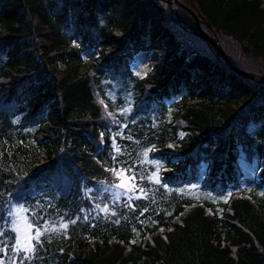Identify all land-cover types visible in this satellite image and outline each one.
Returning a JSON list of instances; mask_svg holds the SVG:
<instances>
[{
    "label": "trees",
    "instance_id": "1",
    "mask_svg": "<svg viewBox=\"0 0 264 264\" xmlns=\"http://www.w3.org/2000/svg\"><path fill=\"white\" fill-rule=\"evenodd\" d=\"M178 1L176 17L163 0H0V221L46 198L47 220L68 224L28 264H264V82L180 25L196 29L194 12L235 67L264 75V0ZM148 50L159 63L133 77ZM122 135L155 165L111 163ZM133 165L141 187L157 169L156 195L114 201L104 190Z\"/></svg>",
    "mask_w": 264,
    "mask_h": 264
},
{
    "label": "rangeland",
    "instance_id": "2",
    "mask_svg": "<svg viewBox=\"0 0 264 264\" xmlns=\"http://www.w3.org/2000/svg\"><path fill=\"white\" fill-rule=\"evenodd\" d=\"M168 21L171 24L172 20L171 17H168ZM87 55L84 54V58H86ZM160 53L157 51H144L139 54L138 57H136V60L134 64L132 65V71L133 74L136 75L137 78L142 79L146 77L155 67L156 64L160 61ZM244 58V57H242ZM129 85L126 86L127 88V100L123 103L120 112L126 115L130 112L132 107V99H131V91L128 89L133 87L132 82H128ZM120 87L118 84L115 86V88ZM112 97H114V100L117 99V89H115L114 93H111ZM171 116V111H167L164 114V117ZM184 136V133L181 134ZM122 140H119L116 144V161L119 163H124V161H130L133 160L137 162L138 166L141 167V170L144 171L145 169L148 170V168H151L150 166L155 165L154 161H152L149 157V149L144 148L143 146L139 147L138 143H136L135 139L132 137H124V135L121 136ZM124 139H129L131 141L124 142ZM136 155V159L134 158ZM111 163H114L113 160L110 161ZM153 173H156L157 175H152ZM151 176V182L148 180L149 184L147 187L143 186L144 192L141 193L139 190H136L137 194L140 196L143 194L145 197H147L150 194L156 195L154 192L157 188V180L158 178V171L157 169H154L150 171L147 174V177ZM126 181V178L121 179L120 182ZM131 186V185H130ZM108 193L109 196L113 198V192L104 190ZM177 191V190H176ZM180 193L188 196H192L195 198H201L202 197V190L198 186H190L179 190ZM179 194V193H178ZM180 195V194H179ZM120 199V198H119ZM50 204V201L46 200V198L38 200L36 203H33L29 206H22L17 207L12 212L11 216L7 217V220L4 219L3 221H0V264H21V257L25 255L23 251H21L16 257L12 256L11 253V246L14 243V240L12 239L15 236V232L12 231V229H19L21 233H26L27 235H34L35 233V227L32 229H28L27 225L29 222H32L34 225L36 224V220L39 219L40 224H44L45 221H47V227H51L52 225H55L57 228L61 223H65L63 221L57 220V222H53L50 220H47V209L48 205ZM107 212H110V208L108 207ZM15 214V215H14ZM14 215V217H13ZM15 221H18L16 223ZM38 226V225H37ZM43 231V229H42ZM63 230L56 231V232H46V234H56L59 232H62ZM43 236V235H42ZM41 236V237H42ZM40 237V238H41ZM4 241H8V253L5 254L4 252ZM26 241H22L21 247H24V244ZM32 244H35V240L31 241ZM32 252V251H31ZM29 256V254H28ZM23 264H28L26 260L23 261Z\"/></svg>",
    "mask_w": 264,
    "mask_h": 264
},
{
    "label": "snow or ice",
    "instance_id": "3",
    "mask_svg": "<svg viewBox=\"0 0 264 264\" xmlns=\"http://www.w3.org/2000/svg\"><path fill=\"white\" fill-rule=\"evenodd\" d=\"M113 147L115 148V137H113ZM114 163H119L116 161V157H112ZM134 165L131 168H119V171L117 172L116 180H120L121 176L123 175L126 177V181L120 182V183H113L108 186L106 190L112 191L113 189H122L123 191H114L113 192V200L117 201L121 196H124L128 202L131 200L140 198L139 196H132L130 193L139 190V192L143 193L144 189L136 183L138 174L133 171ZM113 171H117L116 168L113 169ZM132 172L131 176H128V173ZM152 175H157L156 173H153ZM147 178L151 182V176L144 177L143 175H139L140 180H144ZM157 183H160L159 180L156 181ZM131 185V187H129ZM22 207V206H21ZM97 207H100L97 205ZM108 205H104V210L107 211ZM115 214V213H113ZM11 215V214H10ZM18 223V221H15ZM47 221L44 222V224L39 223V219L36 220V224L34 225L32 222H29L27 225V228L30 230L33 227H35V233L34 235H27L26 233H21L20 230L12 229L13 232H15V236L12 238L14 240V243L11 246V253L13 257H16L21 251L25 253L23 257H21V264H23L24 260L29 259L28 253L30 251H33L38 245L42 243L40 237L44 235L46 232H56L60 230H66L68 227L67 223H61L59 227L57 228L55 225H52L51 227H47ZM72 223H75V221H72ZM38 225V226H37ZM43 229V231H42ZM35 240V244H32L31 241ZM22 241H26L24 244V247H21ZM4 252L5 254L8 253V241H4ZM14 264V261H13Z\"/></svg>",
    "mask_w": 264,
    "mask_h": 264
},
{
    "label": "water",
    "instance_id": "4",
    "mask_svg": "<svg viewBox=\"0 0 264 264\" xmlns=\"http://www.w3.org/2000/svg\"><path fill=\"white\" fill-rule=\"evenodd\" d=\"M167 3H169L174 9L176 6V3L178 5H180L181 3L177 0H165ZM176 11V9H175ZM177 13V12H176ZM192 15H194V17H196L197 20V30H193L192 32H194L196 35L206 39L207 41H209V43H211L215 49L218 51V53L220 54V56L222 57V59L227 63V65L234 71H236L237 73H239L242 76H245L251 80H261L264 82V76L257 74V73H253V72H248V71H244V70H240L238 68H236L231 61L229 60L228 56L226 55L221 43L215 38L212 37L210 34L206 33L202 26H201V22L199 20V18L196 16V14L194 12H192ZM183 26V25H182ZM185 27V26H184ZM185 29L189 30L187 27H185Z\"/></svg>",
    "mask_w": 264,
    "mask_h": 264
},
{
    "label": "bare ground",
    "instance_id": "5",
    "mask_svg": "<svg viewBox=\"0 0 264 264\" xmlns=\"http://www.w3.org/2000/svg\"><path fill=\"white\" fill-rule=\"evenodd\" d=\"M256 81V80H255Z\"/></svg>",
    "mask_w": 264,
    "mask_h": 264
}]
</instances>
